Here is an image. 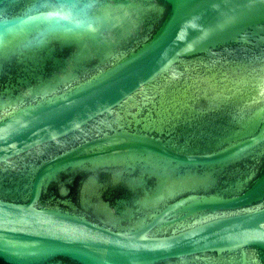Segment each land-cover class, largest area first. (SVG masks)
<instances>
[{
    "label": "water",
    "instance_id": "water-1",
    "mask_svg": "<svg viewBox=\"0 0 264 264\" xmlns=\"http://www.w3.org/2000/svg\"><path fill=\"white\" fill-rule=\"evenodd\" d=\"M0 264H264V0H0Z\"/></svg>",
    "mask_w": 264,
    "mask_h": 264
}]
</instances>
